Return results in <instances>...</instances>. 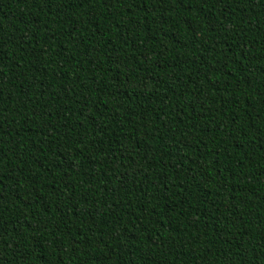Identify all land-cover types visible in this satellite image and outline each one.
<instances>
[{
  "label": "trees",
  "instance_id": "trees-1",
  "mask_svg": "<svg viewBox=\"0 0 264 264\" xmlns=\"http://www.w3.org/2000/svg\"><path fill=\"white\" fill-rule=\"evenodd\" d=\"M0 264H264V0H0Z\"/></svg>",
  "mask_w": 264,
  "mask_h": 264
}]
</instances>
